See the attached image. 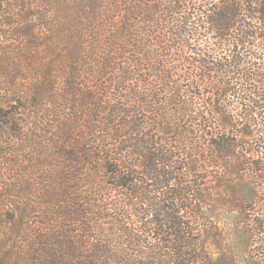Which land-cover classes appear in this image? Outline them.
Segmentation results:
<instances>
[{
    "label": "trees",
    "instance_id": "trees-1",
    "mask_svg": "<svg viewBox=\"0 0 264 264\" xmlns=\"http://www.w3.org/2000/svg\"><path fill=\"white\" fill-rule=\"evenodd\" d=\"M217 204L264 231V0H0V264H213Z\"/></svg>",
    "mask_w": 264,
    "mask_h": 264
},
{
    "label": "rangeland",
    "instance_id": "rangeland-1",
    "mask_svg": "<svg viewBox=\"0 0 264 264\" xmlns=\"http://www.w3.org/2000/svg\"><path fill=\"white\" fill-rule=\"evenodd\" d=\"M211 219L214 238L207 248L213 264H264V231L252 237L257 227L253 220H239L236 211L220 204L214 205Z\"/></svg>",
    "mask_w": 264,
    "mask_h": 264
}]
</instances>
